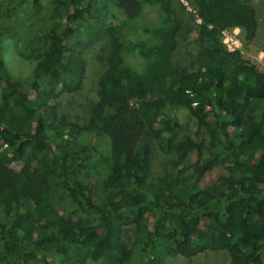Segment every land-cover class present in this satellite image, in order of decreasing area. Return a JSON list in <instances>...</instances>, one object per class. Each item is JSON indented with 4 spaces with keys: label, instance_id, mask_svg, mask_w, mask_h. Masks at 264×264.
<instances>
[{
    "label": "trees",
    "instance_id": "trees-1",
    "mask_svg": "<svg viewBox=\"0 0 264 264\" xmlns=\"http://www.w3.org/2000/svg\"><path fill=\"white\" fill-rule=\"evenodd\" d=\"M107 1L51 0L17 36L18 52L34 61L26 81L0 57V264H163L206 251L264 264V72L218 38L239 28L251 40L255 10L189 0L210 47L187 70L170 61L180 23L168 0H147L171 17L135 74L115 30L98 24ZM112 1L132 20L146 0ZM24 4L42 10L39 0L0 1V50ZM78 36L99 46L101 68L82 124L58 105L82 87L85 63L69 45ZM177 109L205 130L208 147L175 139ZM153 146L166 156L160 176L150 174ZM214 167L221 185L201 187Z\"/></svg>",
    "mask_w": 264,
    "mask_h": 264
},
{
    "label": "rangeland",
    "instance_id": "rangeland-1",
    "mask_svg": "<svg viewBox=\"0 0 264 264\" xmlns=\"http://www.w3.org/2000/svg\"><path fill=\"white\" fill-rule=\"evenodd\" d=\"M50 1L39 0L42 9L40 13V10L35 12L30 9L29 5L24 4L22 6L24 13H18L15 32L2 41L0 57L3 65L14 78L20 81H26L30 78L34 61L31 57L21 55L18 52V33L24 27L32 24L33 21L44 16L43 12L49 8ZM235 1L248 4L255 10L258 22L256 34L251 40H247L244 37V32L239 28L223 29L218 35L220 44L226 52H238L241 58L252 63L257 70L264 72V0ZM105 4L106 8L100 13L101 17L98 24L103 28L115 30L120 43L124 47L123 63L125 67L135 74L142 73L147 65L144 50L156 43L153 31L166 26L171 16L165 13L158 4L147 0L142 2L139 15L132 20L127 19L112 0H108ZM168 7L180 23L176 47L170 61L173 66L190 70L194 66L198 54L210 47V44L201 40L198 35V26L201 22L193 3L189 0H168ZM87 43L83 36H78L76 39L69 41V45L76 47L84 60L85 74L82 87L77 93L64 95L58 99L59 110L68 116L69 121L78 124L85 122L87 108L96 100V81L101 72L100 65L95 59L99 46ZM174 114L179 124L175 139L187 135L201 141L202 147L209 146V139L205 130L195 124L184 109H177ZM209 155L208 151L203 156L209 158ZM165 157L153 146L150 174L153 176L162 175L166 168L163 166ZM167 158H170V156L167 155ZM214 168L212 172L203 177L201 187L208 189L209 187L218 188L221 185V181L217 177L223 171L220 168ZM78 180L83 184H87L84 178ZM83 218L87 219L85 215H83ZM30 264L45 263L38 260ZM87 264L96 263L87 262ZM163 264H228V257L224 251H206L191 258L178 256L167 258Z\"/></svg>",
    "mask_w": 264,
    "mask_h": 264
}]
</instances>
